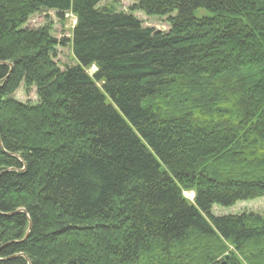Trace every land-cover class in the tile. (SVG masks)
I'll use <instances>...</instances> for the list:
<instances>
[{"label":"trees","instance_id":"obj_1","mask_svg":"<svg viewBox=\"0 0 264 264\" xmlns=\"http://www.w3.org/2000/svg\"><path fill=\"white\" fill-rule=\"evenodd\" d=\"M101 2L0 0V264H264V0Z\"/></svg>","mask_w":264,"mask_h":264},{"label":"rangeland","instance_id":"obj_2","mask_svg":"<svg viewBox=\"0 0 264 264\" xmlns=\"http://www.w3.org/2000/svg\"><path fill=\"white\" fill-rule=\"evenodd\" d=\"M138 0H102L101 5L106 3L115 2L117 11L129 12V8L137 3ZM206 14L202 10L196 11V16H201ZM134 16L142 23V27L152 28L155 31L167 32L169 30L168 25L165 23L164 19H153L148 18L142 13H134ZM74 17L71 14H66L63 19H59L55 16V12H40L32 15L25 28L27 29H37L43 27L44 25H51V35L56 40H70L71 29L74 25ZM54 62L57 64L60 70H64L65 67L74 66L75 60L73 59L70 43L67 41L66 46L61 48H56V54ZM95 68L91 67L88 73L91 75ZM14 99L20 103H30L36 104L37 98L35 96V90L31 89L25 92L22 86L15 92ZM108 103V102H107ZM185 198L192 200V193H185ZM241 213H252L257 215H264V198L253 200L250 202L239 203L235 205L232 209L222 210L216 207L212 208V214L214 215H224V214H241Z\"/></svg>","mask_w":264,"mask_h":264},{"label":"water","instance_id":"obj_3","mask_svg":"<svg viewBox=\"0 0 264 264\" xmlns=\"http://www.w3.org/2000/svg\"><path fill=\"white\" fill-rule=\"evenodd\" d=\"M26 236H27V235H26ZM26 236H25V237H26ZM225 258H227V256H225Z\"/></svg>","mask_w":264,"mask_h":264}]
</instances>
